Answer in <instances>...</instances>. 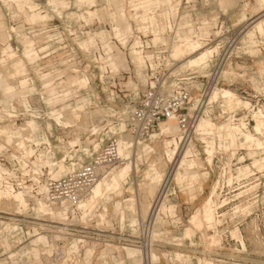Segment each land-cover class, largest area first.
I'll list each match as a JSON object with an SVG mask.
<instances>
[{
  "label": "rangeland",
  "instance_id": "rangeland-1",
  "mask_svg": "<svg viewBox=\"0 0 264 264\" xmlns=\"http://www.w3.org/2000/svg\"><path fill=\"white\" fill-rule=\"evenodd\" d=\"M48 1L30 0L48 15L47 20L32 23L27 18L32 13L26 1L20 0L21 6L18 7L12 0H0V34L6 32L15 56L25 61L27 71L33 76L39 67L43 68L42 72L46 70L45 73L59 69L69 73L66 69L69 63L63 61L73 55L70 47H74L81 59V72L89 71L94 78L89 86L88 83L80 86L76 82L86 78L79 73L70 77L68 81L75 83L80 91L67 101L60 99L62 101L56 109L62 108L64 113L58 116L49 115L53 108L45 100L53 97H31L30 103L37 111L34 114L40 117L37 120L30 116L31 113L18 112L19 109L23 111L22 101L15 92L7 103L9 99L0 89V165L15 170L11 183L27 182L25 189L16 192L0 187V264H200V259L202 264H264V170L254 166L255 159L264 157V150H259L261 145L257 147L256 142L245 137L251 133L264 142V129L257 135L254 131L257 122L251 116L254 114L252 109L264 111V34L255 32L256 23L264 18L259 0L171 1L170 15H177L176 21H196L194 26L199 28L197 40L208 41H201L207 45L205 50L217 49L212 62L204 69H183L178 61L171 62L175 64L168 68L174 77L189 79L193 99L202 100L197 124L200 119L209 118L218 129L214 135L201 136L196 130L187 134L174 122L172 128L185 136L184 141L179 142L180 152L174 161L163 156L166 148L164 136L137 141L128 132L124 133L123 138L135 144L133 171L127 182L123 180L116 185L123 184L118 191H113L114 187L105 189L99 199L84 201L81 210L78 207L49 206L50 203L42 199L48 178L59 179L71 172L57 178V170L48 167L47 163L39 164L37 156L44 152L50 163L60 164L64 159L66 167L75 164L77 169L100 153L111 137L118 139L120 131L125 130L123 122L116 127L120 117H129L137 103L138 92L147 85L145 68L131 62L132 57L140 63H144V59L142 55L136 56L137 53L132 55L130 48L136 41L157 46L166 40L158 30L154 35L138 33L136 18L128 14L131 9L151 12L156 9L157 0L112 1V13L117 12L116 22L109 14L111 7L107 0H96L95 7L67 0L70 4L61 10V14L49 6ZM124 8L132 17L128 18L132 28L126 25L127 19L120 16ZM95 10L98 12L90 17L87 12ZM70 14L79 17L87 26L71 24ZM147 19L155 24L153 15L142 18L143 21ZM102 31L105 32L107 48L114 49L117 60L124 63L119 73L106 78L105 83L99 77L100 64L93 57V53L97 56L104 53L97 37L103 36ZM190 31H179V42L191 40ZM252 32L254 37L251 38ZM60 37L67 49L58 48L60 40L57 39ZM173 38L170 32V46L174 43ZM95 41L98 47H94ZM27 44H32L37 51L47 46L50 50L46 54L41 51V60L32 64L24 57ZM87 46L92 52L90 55L84 54ZM4 48L6 46L0 41V77L3 80L8 78V82L16 87L19 80H26L23 78L26 72L17 73L10 61L1 62V58H9L2 53ZM3 82V89H8V83ZM25 84H21L22 88ZM36 85L40 93L39 79ZM209 85L214 87L212 91L228 90L252 104L250 109L236 110V118L242 119L240 124L237 125L233 118L234 113L230 114L222 106L223 91L214 97L217 102H209L212 93L203 100V90ZM12 107L18 112L17 119L9 118ZM59 117L64 123L60 125L73 127L64 129L57 125L52 119ZM246 117L254 122H251L250 129L242 131ZM102 119L105 120L101 122ZM32 121L38 125L39 132L27 125ZM94 127H97L96 134L91 131ZM153 133L159 131L154 129L151 135ZM45 135L49 136L52 149L43 144L36 148L34 144ZM23 143L26 148L21 150L31 158L25 171L21 167L23 163L15 160L19 144ZM208 143L214 148L212 164L208 162ZM96 145H100L97 151L94 150ZM31 149L35 153H31ZM187 150L192 152L189 160H196L200 165L197 169L199 178H187L182 189L176 182V174L183 151ZM126 163L128 161L122 158L115 174ZM247 167L249 171H246ZM241 173L244 176H240ZM217 181L222 187L218 188L214 200L218 204L224 200L227 202L217 210L210 227L203 222V212ZM244 191L246 193L240 196ZM39 200L49 206L46 212L39 211ZM63 210L64 214L61 213ZM195 217L197 221L193 224ZM127 248L135 252L133 256L129 255Z\"/></svg>",
  "mask_w": 264,
  "mask_h": 264
},
{
  "label": "built area",
  "instance_id": "built-area-1",
  "mask_svg": "<svg viewBox=\"0 0 264 264\" xmlns=\"http://www.w3.org/2000/svg\"><path fill=\"white\" fill-rule=\"evenodd\" d=\"M131 12H134L133 15H136V12L131 9ZM189 14L193 15L192 11ZM143 11H138V17L135 19L138 24L136 30L138 33L142 34H150L154 35L153 31L158 30L161 33V36L166 39L165 43H162L157 46L149 45L142 42L140 47L136 48L141 52V55L144 57V68H145V80L147 85L143 87V89L138 92V99L135 105V108L131 111L128 116L125 118L120 117L119 122L116 127L121 123H125V131L128 132L134 139L137 141L141 139H147L151 136V133L154 129H157L161 124L174 120L178 124L181 131L184 133L190 134L196 130L197 127V116H198V107L199 104L202 103L201 99L197 105H195V101L192 97V89L189 87V79L187 78H178L174 77L170 74V69L168 68L169 55H170V32L173 33L174 42L178 39V33L188 32L189 30H194L198 33L199 28L194 25H197L196 21H176L177 15H170V10L167 12H163L161 9H155L153 12H150L155 19V24L151 22V20H142ZM178 13V12H177ZM73 15H69V20L71 24L74 26H87V24H83L84 21L80 20L79 17H72ZM72 27V26H71ZM73 29V27H72ZM73 31H77L73 30ZM141 40V38H139ZM60 40V44H58V48L63 50L67 49V45L62 44V38H58ZM208 42L206 40H202ZM104 53H100L97 56L93 53V57L96 62H99V68L101 70V75L106 78H110L115 76L119 72H112L111 68L107 66L106 59L107 55V46L104 42L100 40ZM120 43V41H119ZM121 45V44H120ZM94 47H98V43L95 42ZM132 47L130 48V53L132 52ZM35 49V48H34ZM36 50V49H35ZM50 47L42 48L38 51V54L41 51H46L44 54L48 53ZM73 55L67 59H65L64 63H69L67 70L63 71V69L57 70V72H48L45 73L46 70L43 71V68L39 67L36 70V75H32L29 71L25 75L28 83L30 85H34L35 90L30 92L27 89L19 90L17 95L20 97L22 101V110L18 112L25 113H37L36 109L32 107L30 103V99L33 96H40L44 98L45 96H51L53 98L64 99L67 101L72 97L77 96L79 93L78 86L75 83H71L68 81L70 77L74 78L76 74H80L84 78L88 80V86L90 85V80L94 78V74H90L89 71L81 72L79 68L82 63L80 57L75 52L74 47H70ZM37 51V50H36ZM52 53L43 56V59L50 56ZM84 54L90 55L92 52L90 51L89 46L85 49ZM39 61L41 58L38 59ZM37 60V61H38ZM80 64V65H79ZM105 68L102 70V68ZM91 71V70H90ZM67 74H71L67 77ZM79 76H77L78 78ZM39 79L41 85V92L39 93L37 89V79ZM82 79V78H81ZM102 81V80H101ZM51 89L53 92H51ZM214 89L211 85L204 88L202 93V98L204 100L205 97L209 96ZM62 101V100H61ZM26 103V105L24 104ZM62 110V108H59ZM17 110L15 107L11 109L10 119H17L18 115H16ZM237 111L234 113L233 118L237 122V125L241 123V118H236ZM253 118V115H251ZM38 117L37 119H39ZM248 120V117L245 118L244 123L246 127L250 129L251 122L254 120ZM105 119H102L103 122ZM100 122V123H101ZM115 127V126H114ZM46 145V144H43ZM17 146V145H16ZM35 146V144H34ZM36 147V146H35ZM37 148V147H36ZM46 148L51 149V146L46 145ZM18 156H15V160L23 163L21 166L23 171L27 169L29 162V158L25 155L24 151L18 149ZM51 151V150H50ZM87 155V154H86ZM92 156V155H91ZM122 163V157L118 154V140L117 138L111 137L109 141L106 143L104 148L98 153L91 161L87 163H83L77 167L73 172L60 177L59 179L48 178L45 183L46 191L45 197L49 201L50 204L54 205H67L68 207H78L79 204L83 201L85 196L91 190V188L98 182L101 178L103 172L109 168L117 167ZM0 168V187L8 188L13 192L25 189V184L27 182H16L11 183V176L14 174V169H10L7 167ZM38 175V172H35Z\"/></svg>",
  "mask_w": 264,
  "mask_h": 264
},
{
  "label": "crops",
  "instance_id": "crops-1",
  "mask_svg": "<svg viewBox=\"0 0 264 264\" xmlns=\"http://www.w3.org/2000/svg\"><path fill=\"white\" fill-rule=\"evenodd\" d=\"M13 2L17 3V6L20 7L21 6V3H20V0H12ZM23 1H26V3L28 4L30 10H31V15H29L27 18H28V21L32 22V23H37V22H40V21H44V20H47L48 18V15H44L43 12H41L38 7V5L36 4H33L30 2V0H21V2ZM63 1V2H62ZM114 0H107V2H109V7H111V9L109 10L110 11V16L112 18H114L115 22L117 21V17H116V13H112V11H114V8H112L113 6V2ZM158 1V4L160 6H166L168 5L169 3H171L172 0H157ZM96 0H77V4L78 5H82V4H91V7H95L96 6ZM48 4L49 6H52L53 9L56 11V12H59V14L62 13L61 10H63L64 8L68 7L70 2H67V0H49L48 1ZM261 10L264 11V0H259V5ZM169 8V7H168ZM98 12V10H95V11H88V15L91 17V16H94V14H96ZM143 15L141 16L142 18L143 17H147L149 16V14L147 13V11H144L143 10ZM132 17L134 16L135 18H137V14L138 12H136V15H133L130 11L129 13ZM124 16L125 19H127V24L126 25H129L130 28L131 27V24L128 22V18H131L130 16L127 15V12H126V9L124 8L123 9V13L120 11V16ZM74 16V15H73ZM80 16V15H79ZM117 24V23H116ZM0 26H2V24H0ZM156 30L153 31V33L155 32ZM192 32V31H191ZM255 32L256 33H259V34H264V18H262L261 20H259L256 25H255ZM103 33V36H97L100 38V40L102 42H105V32L102 31ZM194 32L192 33V36L194 37ZM96 37V38H97ZM250 37H254V32L251 33ZM95 40V39H94ZM93 40V41H94ZM155 39H153L154 41ZM0 41L6 46V48H4L2 50V53L4 54H7L9 56L8 59H4V58H1V62H6V61H10L11 65L14 66V70L15 72L17 73H24L26 72L27 74V65L25 63V61L17 56H15V53L13 52L12 50V47L11 45L9 44V36L6 34L5 31H2L1 34H0ZM200 41V40H199ZM96 42V41H95ZM201 42V41H200ZM90 43H94V42H90ZM140 43H142L140 41ZM202 43V42H201ZM204 45V43H202ZM141 44H139L138 41H136L134 44H133V47H132V52L131 54L134 55L135 53H137L136 56H139L141 55V52L136 49L138 47H140ZM135 50V52H134ZM107 59H106V63H107V66H109L112 70V72H118L119 71V68L123 67V64L121 61H118L116 56H115V50H110L108 49L107 50ZM24 57L28 60L29 63H32L34 64L39 58V54H38V51H36L32 44H27L26 48H25V52H24ZM143 57V56H142ZM144 59V57H143ZM131 62L133 64H141L142 65V68H144V65H145V62L144 63H140V61H137V59H134L132 57L131 59ZM129 67V66H128ZM105 68L103 67L102 70H104ZM23 75V78L25 77V75ZM13 78H20L21 77H16V76H13ZM101 80L103 83H105V76L104 75H101ZM3 81H6L9 85L8 89L4 90V86L2 83H4ZM22 83H26L24 86L25 88H22ZM88 81L87 80H78L76 82V84L82 86L83 84H87ZM18 85L16 87L12 86L10 84V82H8V78L3 80L2 77H0V89H2L4 92H5V95H6V98L9 99L7 101V103L11 100V98H13L14 96V92H15V95H17L18 91L19 90H24V89H27L29 90L30 92H33L35 90V87L34 85H30L26 80L22 81V80H19ZM28 84V85H27ZM51 92H53V90L51 89ZM45 98V97H44ZM45 100L48 102L49 106L52 109V111L49 112V115H54V116H58V115H61L64 113V110H60V109H56V106L57 104H59V102L61 100H59L58 98H50V99H46ZM50 101H54L53 103H50ZM87 102V104L89 103L88 100L86 99L85 100ZM218 101V100H217ZM215 101V102H217ZM26 105V103H24ZM69 106V105H68ZM85 107V106H84ZM56 109V110H54ZM76 107L72 110V111H75ZM78 114L82 113V111H77ZM9 116H11L9 114ZM30 116H32L33 118H35L37 120V118L39 117L37 114H34V113H31ZM12 117V116H11ZM61 117L57 118V119H52L54 120L57 125L63 127L64 129H67V127H64L63 125H60L59 123L61 124H64L62 121H61ZM175 121H170L169 123L167 124H164L161 126L160 128V131L159 133H156L153 135L152 139H158V138H162L164 136V142H165V152L163 154V156L167 159H169L170 161H172L177 153V150H178V146H179V142L181 140V136L182 134H180V132H177L175 129L172 128V124L174 123ZM27 125L29 127H32L34 128L36 131L39 132V127L38 125L32 121V122H28ZM217 126L212 122L211 119H207L205 118V121L203 123V125L200 127L199 129V135L201 136H206V135H214V132L217 130ZM235 130H239L238 128H234ZM242 130V129H241ZM243 131V130H242ZM254 131H255V127H254ZM256 133V131H255ZM257 134V133H256ZM259 135V134H257ZM11 139L14 138L12 136H10ZM245 137L248 141H253V142H256V146L258 147V145H261L262 148H260L259 150H264V142H261L259 140H257L255 138V136L251 133H248V134H245ZM19 139V138H18ZM203 140L206 141V138L205 137H202ZM118 140V143H119V146H120V150L122 152V154H124L125 156L127 157H130L132 156L133 157V154H134V147H135V144L134 143H129V140L128 139H125L123 138V134H120V137L117 139ZM39 141L40 142H36L35 143V146L38 148L40 147L42 144H46V145H49L51 146V141H50V138L49 136L45 135V136H41L39 138ZM207 142V141H206ZM19 147L20 149H25L26 148V143H23V144H19ZM100 145H96L94 147V150L97 151L99 149ZM52 149V148H51ZM88 151V149H87ZM31 153H35V151L33 149H31L30 151ZM207 153L209 155L208 157V162L210 164L213 163V155H214V148L213 146H211L209 143H208V148H207ZM192 155V152L190 150H188L185 155L183 156V159L181 160V163H180V167H179V170L176 174V182L177 184L183 189V185L186 181L187 178L191 177L193 179H197L199 178V174L197 172V169L200 167L199 163L196 161V160H189V157ZM31 159V158H29ZM37 162L40 164V163H47V166L50 167L51 169H56L57 170V173H56V176L57 178L60 177L62 174L66 173V172H73L75 170V164H71L69 167H66V165L64 164L65 160L63 159L61 161L60 164H52L48 161L47 159V155L44 153V152H40L39 155L37 156ZM36 165L37 167L39 166ZM254 166H256L259 170H264V157L261 158V159H255L254 161ZM250 168H246V171H249ZM116 171V170H115ZM115 171L108 177L107 180L111 181V183L104 181L100 184H98L94 190H93V194L90 198V201H94V200H97L99 199L102 195H103V191L106 189V190H111L113 189V191H118L122 188L123 184L119 187H115L116 185H118L119 183H122V181L128 180L131 172L133 171V164H129V165H126L124 167L121 168V170L119 172H117L115 174ZM240 176H244V173H241ZM220 181H217L213 188H212V191H211V194L209 196V198L206 200V205H205V208H204V212H203V215H204V219H203V222L207 223L210 227L213 225L214 221H215V216L217 214V210L221 207H223L227 200H224L221 204H218L215 202L214 198H215V194H214V189H215V185L217 183H219ZM232 182V179L229 180V184ZM246 191L244 192H241L239 195H243L245 194ZM192 199H194V197H192ZM85 204L81 205V208L84 207ZM43 207V208H42ZM46 209L47 207L41 205V208L39 211H43V212H46ZM194 217V216H193ZM196 217L194 218L193 220V224H196ZM200 226V225H199ZM42 239V238H41ZM128 252H129V255L133 256L134 255V251L132 249H128ZM199 263L202 264V260L200 259L199 260ZM209 264H213V263H209Z\"/></svg>",
  "mask_w": 264,
  "mask_h": 264
},
{
  "label": "bare ground",
  "instance_id": "bare-ground-1",
  "mask_svg": "<svg viewBox=\"0 0 264 264\" xmlns=\"http://www.w3.org/2000/svg\"><path fill=\"white\" fill-rule=\"evenodd\" d=\"M169 7V8H168ZM156 9H161L163 10V12H167V10H170V3L166 6H160L159 4L156 6ZM179 10V9H178ZM153 12V11H151ZM149 15L150 12H148ZM207 25L209 24V22L206 23ZM192 31V32H191ZM191 34L194 32V37H192L191 40H185V41H181L179 42V39H177L176 42H174L173 44H171L170 46V51H171V54L169 55V62H168V65H173V61L175 62H180L181 63V67L183 69H187V70H194L196 68H201V69H204L206 68L208 65H209V62L211 61V59L213 58L214 56V53L217 51V49H211V50H205V48L207 47V45H203L199 40H197V33L194 31V30H191ZM165 39V38H164ZM166 40V39H165ZM202 41V40H201ZM172 49V50H171ZM212 62V61H211ZM178 63V64H180ZM176 64V65H178ZM173 70V68H172ZM223 91L222 90H219V89H216L212 92L211 96H210V99H209V102L210 103H214V97L217 96L218 94H220L221 92ZM221 99L223 100V107L225 110H228V112L230 111V114H233L236 112L237 109H240V108H245V109H250L252 108V104L248 101H243L241 100L236 94H234L233 92L231 91H228V90H224L223 91V94L221 95ZM200 100L199 99H196L195 101V105L198 104ZM224 110V111H225ZM85 111V110H84ZM227 112V111H225ZM227 112V113H228ZM251 112H253V118L256 119V122H257V125L255 127V131L257 134H261L263 132V129H264V111L262 109H258L257 111H255V109H252ZM81 114V113H80ZM170 121H174V120H169L163 124H161L158 128H157V131H160V128L162 125L164 124H167L169 123ZM205 121V118H202L199 120L198 124H197V127H196V131L197 133L199 134V129L200 127L203 125ZM176 122V121H175ZM122 123V122H121ZM119 124V125H122V124ZM119 125L117 127H119ZM123 125L125 126V123L123 122ZM70 127H73V126H69L67 128H70ZM178 127V126H177ZM179 128V127H178ZM242 130H247L248 128L246 127V124H245V128L242 126L241 128ZM180 130V129H179ZM93 133L96 134L97 132V127H94L92 130H91ZM126 133V131H120V134H124ZM154 133L151 135V139L153 137ZM185 137V136H184ZM184 137L181 136V142L184 141ZM188 149V148H186ZM185 149V150H186ZM134 150V149H133ZM188 151V150H187ZM186 151V152H187ZM180 152V147L178 146V150H177V153L174 157V159H176V157L178 156ZM184 155H185V153ZM118 154L120 157L124 158L126 161H128V163L124 164V166L126 165H129V164H133V161H132V156L130 157H127L125 156L124 154H122L121 150H120V146H119V143H118ZM26 155V154H25ZM182 158V157H181ZM180 158V160H181ZM173 159V161H174ZM181 163V161H180ZM180 163H179V166H178V170H179V167H180ZM123 166V167H124ZM109 169H112V168H109ZM109 169L105 170L103 172V175L102 177L98 180V182L91 188V190L88 192V194L85 196V198L83 199V201L79 204L78 206V209L81 210V205L84 203V201L88 200L91 198L92 194H93V190L94 188L106 181L108 179V177L115 171L117 170V167L115 169H112L111 171H108ZM177 170V172H178ZM2 187V186H1ZM219 187H222V185H220V182L217 183L215 185V189H214V194H217V191H218V188ZM220 189V188H219ZM16 192V191H15ZM45 194V193H44ZM26 197V195L24 196ZM38 199V198H36ZM42 199L48 204L49 202L46 200V197L43 196ZM43 200H39L40 201V204L45 206V207H49V206H56L54 204H49V206H47V204H43ZM65 208L68 206L67 205H63ZM62 214H64V210L61 211Z\"/></svg>",
  "mask_w": 264,
  "mask_h": 264
}]
</instances>
